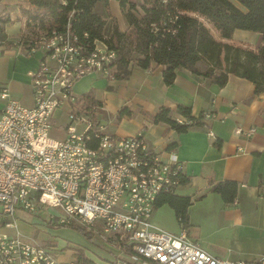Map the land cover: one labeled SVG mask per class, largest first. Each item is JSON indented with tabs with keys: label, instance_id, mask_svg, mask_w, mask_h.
Listing matches in <instances>:
<instances>
[{
	"label": "built area",
	"instance_id": "2783aa9c",
	"mask_svg": "<svg viewBox=\"0 0 264 264\" xmlns=\"http://www.w3.org/2000/svg\"><path fill=\"white\" fill-rule=\"evenodd\" d=\"M39 43L32 104L0 93V264H75L20 230L16 211L41 209L48 221L93 229L112 251L107 264H264V256H215L182 225L179 232L156 226L158 196L174 193L183 174L178 157H163L140 131H110L103 103L73 92L90 71L109 75L115 50L99 39L87 47L69 25Z\"/></svg>",
	"mask_w": 264,
	"mask_h": 264
},
{
	"label": "crops",
	"instance_id": "0c3cea01",
	"mask_svg": "<svg viewBox=\"0 0 264 264\" xmlns=\"http://www.w3.org/2000/svg\"><path fill=\"white\" fill-rule=\"evenodd\" d=\"M112 3L111 14L124 30L119 0H107L108 6ZM30 9L27 0H0V25L5 34L0 41V93L6 88L26 105L32 104L30 73L43 55L41 48L29 50L23 45ZM260 38L257 31L236 28L229 41L257 49ZM162 68L161 64L141 68L134 63L126 78L90 71L74 82L73 92L79 97L89 93L103 103L110 131L121 136L140 131L163 157L168 151L176 154L185 180L175 193L190 198L186 229L202 248L233 259L264 256V92L255 94L253 82L235 74H228L219 87L186 68L178 69L173 82L166 84ZM4 102L0 96V115ZM178 105L190 107L194 116L203 113L204 124L177 132L165 122L151 120L161 106L169 107L177 121L185 120ZM251 126L254 132L247 134ZM236 128L242 131L236 133ZM222 180L237 182L232 202L225 203L210 189ZM176 221L177 228L169 231H180L182 224Z\"/></svg>",
	"mask_w": 264,
	"mask_h": 264
},
{
	"label": "trees",
	"instance_id": "16d2710c",
	"mask_svg": "<svg viewBox=\"0 0 264 264\" xmlns=\"http://www.w3.org/2000/svg\"><path fill=\"white\" fill-rule=\"evenodd\" d=\"M27 1L31 9L26 27L30 29L23 34L22 41L29 50L39 47L40 43L36 41L39 37L51 36L69 25L87 47L99 39L115 50L116 56L110 63V78H126L134 63L141 68L161 64L166 84L173 82L178 69L186 68L219 87L226 83L228 74H235L252 81L255 94L264 92V0H119L126 28L121 30L112 16L109 33L105 32V16L96 10L98 4H107V0ZM35 26L41 33L35 32ZM236 28L259 32L258 48L229 41ZM4 38L0 25V41ZM199 63L207 66L201 68ZM83 98L87 102L94 101L89 93ZM177 109L185 120L179 122L174 119L171 109L166 106H161L151 115V120L165 122L177 132L204 124L203 113L194 116L190 107L185 105H178ZM184 180L182 174L180 182ZM210 189L220 194L225 203L232 202L237 182L218 181ZM164 203L173 209L178 222L187 228L189 196L162 193L155 207ZM48 223L71 225L89 239L93 236L84 226L51 220ZM77 261L80 264H98L81 249ZM111 261L109 259L106 263Z\"/></svg>",
	"mask_w": 264,
	"mask_h": 264
},
{
	"label": "rangeland",
	"instance_id": "374dc122",
	"mask_svg": "<svg viewBox=\"0 0 264 264\" xmlns=\"http://www.w3.org/2000/svg\"><path fill=\"white\" fill-rule=\"evenodd\" d=\"M140 2L141 0H136ZM96 10L102 11L106 18L105 32L109 33L111 28L110 18L113 16L111 14L114 10V4L110 6L107 4H98ZM108 10V12H107ZM109 13L110 16L107 14ZM30 27L25 28V33H28ZM37 34L41 33L40 29L35 26L34 28ZM36 36L34 37V39ZM40 37L36 39L39 42ZM16 216L19 222L20 230L32 237L34 240L45 243L52 248H54L59 256V259H69L74 257L73 260L75 264H80L78 260V254L80 249L84 251V254L91 258L98 264H107L109 259H112L109 247L104 244L99 235L94 232L93 229L87 227L86 225L78 222H73L72 224L84 226L87 230L91 231L93 236L89 239L80 230L71 225L56 226L54 223H48V213L45 210L38 211H22L17 210ZM153 223L164 229L173 230L172 228H177V221L172 212V209L168 204H164L157 207L152 216Z\"/></svg>",
	"mask_w": 264,
	"mask_h": 264
}]
</instances>
